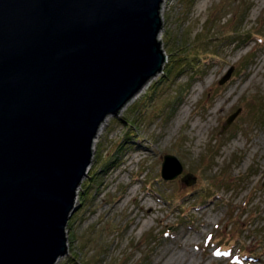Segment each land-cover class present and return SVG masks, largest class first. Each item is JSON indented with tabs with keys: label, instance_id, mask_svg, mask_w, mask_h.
I'll return each mask as SVG.
<instances>
[{
	"label": "rangeland",
	"instance_id": "1",
	"mask_svg": "<svg viewBox=\"0 0 264 264\" xmlns=\"http://www.w3.org/2000/svg\"><path fill=\"white\" fill-rule=\"evenodd\" d=\"M161 15L163 69L102 127L54 264H264V0Z\"/></svg>",
	"mask_w": 264,
	"mask_h": 264
},
{
	"label": "water",
	"instance_id": "2",
	"mask_svg": "<svg viewBox=\"0 0 264 264\" xmlns=\"http://www.w3.org/2000/svg\"><path fill=\"white\" fill-rule=\"evenodd\" d=\"M161 3L0 0V264H54L67 252L99 124L163 69ZM182 170L166 153L162 175Z\"/></svg>",
	"mask_w": 264,
	"mask_h": 264
},
{
	"label": "bare ground",
	"instance_id": "3",
	"mask_svg": "<svg viewBox=\"0 0 264 264\" xmlns=\"http://www.w3.org/2000/svg\"><path fill=\"white\" fill-rule=\"evenodd\" d=\"M151 79V78H150ZM149 79V80H150ZM149 80L143 85V87L141 88V89H143L144 87H146L147 86V84L149 83ZM139 93H140V90H139V92H137L131 99H129L126 103H125V106H123L121 109H124L125 107H126V105L131 101V100H133L134 98H136L138 95H139ZM110 115L111 114H107L106 115V117L101 121V123L99 124V127H98V130H97V133H96V135L94 136V139H93V144H92V146H93V149L95 148V143H96V141H97V138H98V135L100 134V131H101V129H102V127L104 126V124H105V122L107 121V119L110 117ZM141 148H147V144H145L144 146H142ZM90 167V166H89ZM111 169V168H110ZM150 194V193H149ZM147 197H145V199H146ZM144 200V199H143ZM140 205V204H139ZM149 208L150 209H152L153 208V206L152 205H150L149 206Z\"/></svg>",
	"mask_w": 264,
	"mask_h": 264
}]
</instances>
